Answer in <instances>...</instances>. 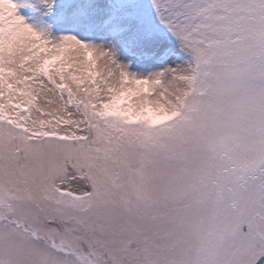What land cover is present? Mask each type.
Masks as SVG:
<instances>
[{"label":"snow or ice","instance_id":"snow-or-ice-1","mask_svg":"<svg viewBox=\"0 0 264 264\" xmlns=\"http://www.w3.org/2000/svg\"><path fill=\"white\" fill-rule=\"evenodd\" d=\"M0 264H264V0H0Z\"/></svg>","mask_w":264,"mask_h":264}]
</instances>
